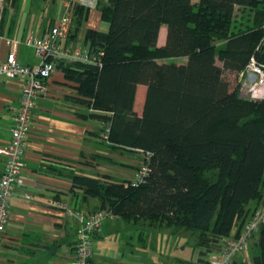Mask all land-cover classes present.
<instances>
[{
	"label": "trees",
	"instance_id": "16d2710c",
	"mask_svg": "<svg viewBox=\"0 0 264 264\" xmlns=\"http://www.w3.org/2000/svg\"><path fill=\"white\" fill-rule=\"evenodd\" d=\"M96 8L107 29L85 27L82 41L101 62L57 63L73 82L67 99L101 121L102 133L109 125L101 138L112 147L150 154V172L137 185L86 175L73 184L123 219L199 231L209 256L264 202V98L242 96L240 81L231 87L223 74H240L252 56L264 64V0H97ZM89 9L74 5L67 41L77 40ZM162 23L166 40L157 45ZM259 230L264 253V224Z\"/></svg>",
	"mask_w": 264,
	"mask_h": 264
},
{
	"label": "crops",
	"instance_id": "0c3cea01",
	"mask_svg": "<svg viewBox=\"0 0 264 264\" xmlns=\"http://www.w3.org/2000/svg\"><path fill=\"white\" fill-rule=\"evenodd\" d=\"M241 10V6L235 7V13ZM60 14L58 0H1L0 60L10 51L7 41L12 39L18 40L15 48L18 60L36 65L39 58L25 40L31 33L47 31ZM71 26V20L62 25L67 36ZM85 27L107 29L96 7L89 9L83 29L74 42L82 38ZM166 35L167 25L162 23L157 45L164 44ZM46 85L45 94L36 101L34 122L24 147V184L9 200L10 218L0 245V264H70L75 258L77 223L51 203L66 202L85 212L97 210L100 199L85 195L83 188L73 184L72 176L130 180L144 156L141 150L112 147L101 138L102 122L82 117L81 104L67 99L73 92V82L65 77L60 67L54 70ZM20 86V80L0 75V146L10 140L13 117L19 107ZM145 91L142 84L137 85L134 110L138 114L142 111ZM138 101L142 104L140 109L136 106ZM5 163L6 156L0 153V174ZM27 193L31 198L25 197ZM127 225L117 214L104 221L92 237L96 260H111L113 255L105 246L113 238L118 246L125 248L128 235L124 236L122 231ZM117 261L143 264L123 255L122 258L119 255Z\"/></svg>",
	"mask_w": 264,
	"mask_h": 264
},
{
	"label": "built area",
	"instance_id": "2783aa9c",
	"mask_svg": "<svg viewBox=\"0 0 264 264\" xmlns=\"http://www.w3.org/2000/svg\"><path fill=\"white\" fill-rule=\"evenodd\" d=\"M61 14L55 24L41 34L31 33L25 43L31 46L39 58L36 65L30 66L18 60L15 48L18 40L9 39L11 49L4 60H0V75L21 81L19 107L13 117L10 128L11 136L5 146H0V153L6 156V163L0 174V245L6 225L10 218L9 200L15 190L24 184V147L34 122L36 101L47 90L46 81L57 68L60 60L80 61L100 64V57L84 47L82 38L77 42H67V33L62 25L70 22L75 4L96 7L97 0H58ZM1 2V0H0ZM264 40V37H262ZM239 93L247 98H264V64H260L252 56L246 67L240 72ZM109 125H106L103 138H107ZM150 154H146L140 166L129 180L132 185L145 181L150 172L148 163ZM26 198H31L29 193ZM51 204L64 210L67 217L77 223V238L74 247L75 258L70 264H122L113 260H96L92 237L104 221L113 216L112 211L101 208L85 212L66 202L54 201ZM264 224V204L256 208L244 224L239 235L236 228L222 240V244L210 253L207 264H234L241 258L247 248L248 241ZM242 259V258H241ZM240 260V259H239ZM241 261V260H240Z\"/></svg>",
	"mask_w": 264,
	"mask_h": 264
},
{
	"label": "rangeland",
	"instance_id": "374dc122",
	"mask_svg": "<svg viewBox=\"0 0 264 264\" xmlns=\"http://www.w3.org/2000/svg\"><path fill=\"white\" fill-rule=\"evenodd\" d=\"M90 9H94V7ZM182 59V57H170L164 60L185 63V60ZM217 63L221 65L219 59H217ZM223 74L231 87H234L240 81L239 74H233L227 70H223ZM142 87L146 90L145 85H142ZM136 106L137 109H140L142 104L140 105L139 102ZM254 204L255 202H250L251 207L255 206ZM261 204H264V202ZM104 206L115 215L109 205ZM260 206H257V208ZM124 221L128 224L124 232L121 230L124 236L128 235L125 237L128 242L123 245L125 248L122 249L118 246V242L114 238L111 242L109 241L111 239H108L109 242L106 240L108 243H105L107 245L105 248L113 255L110 256L111 260L117 261L118 256L120 255L122 258L123 255L128 259H137L143 264H207L209 258L207 245H209V242L199 231L175 228L165 224L159 225L157 221L142 217L124 219ZM138 236L140 237L139 240ZM259 236L260 230L248 241L247 248L241 256L242 259L239 256L234 264H254L255 256L264 255L260 250ZM114 237L116 238V236ZM93 247H95L94 244ZM121 252L122 254H120ZM239 259L244 263H240Z\"/></svg>",
	"mask_w": 264,
	"mask_h": 264
}]
</instances>
